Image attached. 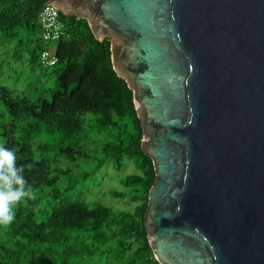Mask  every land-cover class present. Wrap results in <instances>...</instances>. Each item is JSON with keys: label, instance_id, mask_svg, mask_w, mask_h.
I'll use <instances>...</instances> for the list:
<instances>
[{"label": "water", "instance_id": "1", "mask_svg": "<svg viewBox=\"0 0 264 264\" xmlns=\"http://www.w3.org/2000/svg\"><path fill=\"white\" fill-rule=\"evenodd\" d=\"M47 4L110 39L133 90L158 262L264 264V0Z\"/></svg>", "mask_w": 264, "mask_h": 264}, {"label": "trees", "instance_id": "2", "mask_svg": "<svg viewBox=\"0 0 264 264\" xmlns=\"http://www.w3.org/2000/svg\"><path fill=\"white\" fill-rule=\"evenodd\" d=\"M47 1L0 0V49L13 48L14 61L30 67L24 76L2 60L22 88L0 80V146L14 151L33 193L17 203L12 223L0 224V264H161L145 224L156 173L133 90L113 68L111 40H98L86 19L60 12L65 34L43 39ZM53 46L56 88L45 84L50 66L41 61ZM109 164L126 171L124 190L111 193L128 206L69 195L79 182L97 185Z\"/></svg>", "mask_w": 264, "mask_h": 264}, {"label": "rangeland", "instance_id": "3", "mask_svg": "<svg viewBox=\"0 0 264 264\" xmlns=\"http://www.w3.org/2000/svg\"><path fill=\"white\" fill-rule=\"evenodd\" d=\"M38 34L33 33V38H35ZM28 37V35H26ZM29 47V45H26ZM4 47V45H3ZM14 54L13 48H7L6 50L0 49V69H2V75L0 76V80L5 82L6 84H10L17 88H22L20 83H16L11 77L6 78L4 73H8V71H12L10 67H7L5 70L1 66L3 63V58L8 57V61L12 62V66L18 69L17 74L27 75L30 67L27 65L26 61L19 63V61H14L12 58ZM21 64V65H20ZM24 65V66H23ZM2 67V68H1ZM40 70V69H39ZM42 70V69H41ZM48 76H44L45 84L48 87L56 88L55 86V74H52V67H48L47 69ZM10 76V75H9ZM126 171L123 169L116 168L113 164L107 165L104 169H102L101 174L99 175V179L97 180V185L86 186L84 183L79 182L76 184L74 188H71L69 191L70 196H75L79 194H84L86 201L92 205L95 202H101L106 205L114 206L117 208H125L128 206V201L121 199L119 197L114 196L111 193V190H124L125 185L123 184V178L125 177ZM106 191H110L106 193ZM34 248H39L38 246H34ZM106 264V263H101Z\"/></svg>", "mask_w": 264, "mask_h": 264}, {"label": "clouds", "instance_id": "4", "mask_svg": "<svg viewBox=\"0 0 264 264\" xmlns=\"http://www.w3.org/2000/svg\"><path fill=\"white\" fill-rule=\"evenodd\" d=\"M13 150L0 146V224H10L15 219V206L33 193L24 178V166H17Z\"/></svg>", "mask_w": 264, "mask_h": 264}, {"label": "built area", "instance_id": "5", "mask_svg": "<svg viewBox=\"0 0 264 264\" xmlns=\"http://www.w3.org/2000/svg\"><path fill=\"white\" fill-rule=\"evenodd\" d=\"M43 7L39 13V23L43 31V39L45 41L55 42L65 34L60 11L52 5H46V3ZM41 61L45 66L54 65L57 61L56 48L53 46L43 51Z\"/></svg>", "mask_w": 264, "mask_h": 264}]
</instances>
